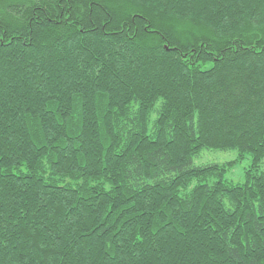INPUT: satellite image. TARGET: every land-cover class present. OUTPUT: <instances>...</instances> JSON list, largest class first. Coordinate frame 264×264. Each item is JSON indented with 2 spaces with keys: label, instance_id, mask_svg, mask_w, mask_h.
<instances>
[{
  "label": "trees",
  "instance_id": "trees-1",
  "mask_svg": "<svg viewBox=\"0 0 264 264\" xmlns=\"http://www.w3.org/2000/svg\"><path fill=\"white\" fill-rule=\"evenodd\" d=\"M263 162L264 0H0V264H264Z\"/></svg>",
  "mask_w": 264,
  "mask_h": 264
},
{
  "label": "rangeland",
  "instance_id": "rangeland-1",
  "mask_svg": "<svg viewBox=\"0 0 264 264\" xmlns=\"http://www.w3.org/2000/svg\"><path fill=\"white\" fill-rule=\"evenodd\" d=\"M236 150H216V149H204L199 156L194 158L196 165L207 163H228L236 160ZM250 166V159L246 158L240 162L235 163L227 172L226 178L233 181H241L244 178L245 170ZM262 170H264V162L261 164Z\"/></svg>",
  "mask_w": 264,
  "mask_h": 264
}]
</instances>
